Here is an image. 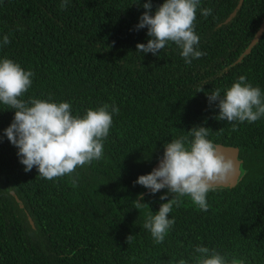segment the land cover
I'll use <instances>...</instances> for the list:
<instances>
[{"label": "trees", "instance_id": "1", "mask_svg": "<svg viewBox=\"0 0 264 264\" xmlns=\"http://www.w3.org/2000/svg\"><path fill=\"white\" fill-rule=\"evenodd\" d=\"M145 2L70 0L62 10L61 0H0V43L10 39L0 59L34 72L24 99L51 95L80 116L105 103L119 108L103 158L78 167L72 187L69 176L49 181L35 167L24 171L4 136L14 110L0 103V264H195L198 245L264 264V117L234 132L207 98L241 75L264 92V0H201L195 30L206 55L190 65L171 42L156 55L136 52L150 39L147 28L135 30ZM163 2L151 0L152 14ZM204 8L212 14L201 15ZM194 126L209 128L217 145L238 147L244 174L210 192L206 212L183 197L155 244L143 225L167 202V189L150 194L134 182ZM138 194L149 208H134Z\"/></svg>", "mask_w": 264, "mask_h": 264}, {"label": "clouds", "instance_id": "2", "mask_svg": "<svg viewBox=\"0 0 264 264\" xmlns=\"http://www.w3.org/2000/svg\"><path fill=\"white\" fill-rule=\"evenodd\" d=\"M70 0H61L60 8L66 9ZM201 0H164L152 14L151 0L143 3L145 12L139 18L135 30L147 28V43H138V53L156 55L170 42L181 49L180 55L186 65L193 59H200L205 52L198 46L200 37L195 30L196 14ZM201 15L208 17L211 8H204ZM10 43L8 35L0 46ZM34 72L25 70L19 63L9 58L0 59V103L14 110L11 124L4 129V136L18 149L19 162L25 172L34 167L41 178L54 180L63 176L71 177L72 187L78 186V167L90 165L104 156V142L113 125V115L119 108L107 103L95 109L89 108L83 116L72 114L69 102H55L51 95L47 99L24 95L32 86ZM207 83V82H205ZM204 84V83H203ZM202 84L197 92L203 91ZM216 88L207 95L209 105L214 102L219 109L217 120L227 121L232 131H238V124L254 123L264 117V92L253 86L243 75L224 89ZM210 129L194 126L187 136H181L164 145L158 167L150 173L140 175L134 184H139L155 194L167 189L160 199L167 200L159 211L147 213L143 227L147 229L155 244L164 242L175 223L169 219L173 206L179 207L182 198L187 197L201 211H208L207 196L218 187L227 184L237 173V160L208 137ZM239 175L244 173L238 168ZM73 173L75 175L73 176ZM171 194L172 198H168ZM143 194L134 200V208H149L140 203ZM135 237L129 235L130 244ZM195 264H246L245 259L222 255L216 249L198 245L194 248ZM171 264V262H170ZM176 264H189L180 258Z\"/></svg>", "mask_w": 264, "mask_h": 264}, {"label": "water", "instance_id": "3", "mask_svg": "<svg viewBox=\"0 0 264 264\" xmlns=\"http://www.w3.org/2000/svg\"><path fill=\"white\" fill-rule=\"evenodd\" d=\"M234 13V11H233ZM258 35V34H257ZM256 35V37H257ZM255 37V38H256ZM221 150L225 151V153L229 156H232L234 159L237 160V173H236V176L233 177L227 184L225 185H222V186H233L239 179L240 175H239V171H238V168L240 167V160L238 159V153H239V149L238 147H235V146H229V145H222V144H219L218 145ZM162 157V156H161ZM160 157V158H161ZM158 164H159V159L152 165V170L156 167H158ZM147 192L149 191V189L146 190Z\"/></svg>", "mask_w": 264, "mask_h": 264}]
</instances>
